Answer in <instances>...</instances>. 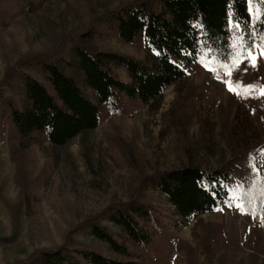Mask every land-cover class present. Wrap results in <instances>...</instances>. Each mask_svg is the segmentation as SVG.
I'll return each instance as SVG.
<instances>
[{"label":"rangeland","instance_id":"1","mask_svg":"<svg viewBox=\"0 0 264 264\" xmlns=\"http://www.w3.org/2000/svg\"><path fill=\"white\" fill-rule=\"evenodd\" d=\"M145 1L4 0L0 89L10 97L11 71L42 56L95 101L78 69L75 45L150 62L145 38L126 43L101 22L107 13ZM255 1L260 9L261 0ZM232 39L230 74L206 63L186 65L188 74L164 91L159 106L124 98L119 112L102 108L100 125L66 146L45 136L31 145L10 141L9 122L0 115V264H23L62 247L144 264H264V201L258 213L242 200L249 177L264 181V55L257 47L250 58L241 37L234 32ZM117 73L129 80L123 69ZM184 167L228 168L232 177L229 203L182 227L183 220L148 179ZM134 199L157 209V231L145 247L100 220L110 206ZM95 219L126 243L130 256L92 235L89 223Z\"/></svg>","mask_w":264,"mask_h":264},{"label":"trees","instance_id":"2","mask_svg":"<svg viewBox=\"0 0 264 264\" xmlns=\"http://www.w3.org/2000/svg\"><path fill=\"white\" fill-rule=\"evenodd\" d=\"M0 0V17L2 13ZM147 0L130 3L105 14L101 22L126 43L145 38L152 59L145 63L117 52L92 53L75 45L77 66L95 101L88 98L78 82L51 60L35 56L26 59L9 74L6 86L10 97L0 89V115L7 118L10 141L22 145L38 142L42 136L55 146H66L76 137L95 130L102 108L117 113L124 98L159 106L164 91L182 80L186 65L206 63L215 72L233 67V33L249 51H264V0ZM239 25V28L235 25ZM92 34V33H91ZM123 69L125 81L117 71ZM36 72L41 76H33ZM228 168L214 171L184 167L159 172L148 179L167 198L184 226L190 219L221 209L231 200ZM242 200L260 212L264 201V181L249 177ZM156 207L145 199L110 206L101 217L119 227L135 245H150L157 231ZM95 219L89 223L92 235L122 255L130 256L126 243ZM150 225L154 230L150 229ZM23 264H144L109 259L93 250L62 247L43 251Z\"/></svg>","mask_w":264,"mask_h":264},{"label":"snow or ice","instance_id":"3","mask_svg":"<svg viewBox=\"0 0 264 264\" xmlns=\"http://www.w3.org/2000/svg\"><path fill=\"white\" fill-rule=\"evenodd\" d=\"M255 15H256L257 17L260 15L259 8L256 9ZM235 27L239 28V25L237 24V25H235ZM261 54L264 55V51H262ZM248 56H249L250 58H252L253 54L249 51V52H248ZM237 63H239V61H237ZM253 63H254V58H253ZM229 74H230V70H229ZM230 90H232L231 86H230ZM237 94H239V93H237ZM261 94L264 95V90H261ZM252 159H254V158H252ZM253 167H255V165H253Z\"/></svg>","mask_w":264,"mask_h":264}]
</instances>
